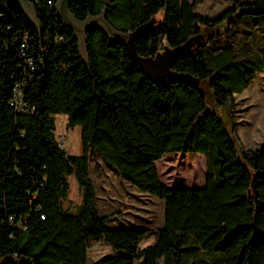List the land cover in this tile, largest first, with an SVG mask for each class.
Masks as SVG:
<instances>
[{
    "label": "trees",
    "instance_id": "obj_1",
    "mask_svg": "<svg viewBox=\"0 0 264 264\" xmlns=\"http://www.w3.org/2000/svg\"><path fill=\"white\" fill-rule=\"evenodd\" d=\"M30 1L40 28L21 9L0 12V264H88L96 242L113 251L100 264H197L199 253L211 257L204 264H264V146L250 155L241 150L235 122L229 127L211 109L202 87L207 82L216 105L235 112V96L264 70V56L249 47L251 34L238 22L257 16L264 23V0H233L215 18L197 13L191 0L71 1L77 19L106 10L121 32L151 23L136 42L143 57L200 36L172 67L198 85L150 81L125 45L99 28L87 33L83 61L78 40L58 17V0ZM223 26L201 42L205 30ZM216 40L221 44L209 49ZM17 85L21 109L11 106ZM60 114L68 127H81L83 155L61 146ZM90 151L164 202L154 243L141 248L148 229L109 228L100 216ZM172 153L207 157L204 187L161 183L157 162ZM70 177L82 192L76 212L63 206Z\"/></svg>",
    "mask_w": 264,
    "mask_h": 264
},
{
    "label": "rangeland",
    "instance_id": "obj_2",
    "mask_svg": "<svg viewBox=\"0 0 264 264\" xmlns=\"http://www.w3.org/2000/svg\"><path fill=\"white\" fill-rule=\"evenodd\" d=\"M198 1L196 12L209 18L218 17L227 8L232 7L233 0H191ZM252 1V0H242ZM163 19V11L156 16L157 21ZM239 26L250 32L251 47L255 52L264 56V23L259 17H247L245 23L239 21ZM257 26L258 28H255ZM226 26L204 31L206 42L218 32L223 33ZM230 33V32H228ZM223 41L226 35L221 36ZM221 44L218 40L209 42L208 48ZM207 94L211 109L215 110L230 127L231 119L235 122L236 138L241 150L251 154L264 146V70L256 74L254 85L244 93L235 96L234 113L229 114L219 108L208 88V83L202 85ZM233 116V117H231ZM56 136L61 146L70 154L83 155L81 127H68V118L64 114L55 116ZM180 153L168 154L157 162L160 181L162 184L182 188L204 187L207 178L208 159L203 154ZM90 178L97 192L95 207L102 217L108 218L109 228H145L150 235L141 243L145 248L155 241L156 232L164 225L165 204L155 196L141 192L130 183L124 181L99 154L90 151ZM211 163V162H210ZM70 191L64 201L65 209L76 212L82 201V192L74 177L69 178ZM113 251L104 242L93 243L88 249V264H100L105 258L112 256ZM196 259V258H195ZM211 257L204 253L197 255V264L201 260L210 261Z\"/></svg>",
    "mask_w": 264,
    "mask_h": 264
},
{
    "label": "water",
    "instance_id": "obj_3",
    "mask_svg": "<svg viewBox=\"0 0 264 264\" xmlns=\"http://www.w3.org/2000/svg\"><path fill=\"white\" fill-rule=\"evenodd\" d=\"M72 0H58L56 11L63 25L68 28L78 40L80 56L83 61L87 60V33L94 28H99L114 41L125 45L132 62L141 67L150 81H159L163 85L182 83L188 85H198V82L190 74L178 73L172 69L178 55L189 51L200 36L191 38L184 45L175 49L165 47L156 55L150 57L140 56L136 42L141 36L143 29L151 23L139 27L132 33H125L115 29L106 18V10L98 16H89L85 20L77 19L70 10ZM21 9L30 18L32 24L40 28L37 11L30 0H0V11L9 9Z\"/></svg>",
    "mask_w": 264,
    "mask_h": 264
},
{
    "label": "built area",
    "instance_id": "obj_4",
    "mask_svg": "<svg viewBox=\"0 0 264 264\" xmlns=\"http://www.w3.org/2000/svg\"><path fill=\"white\" fill-rule=\"evenodd\" d=\"M14 91H15V95L13 100L11 101V106L19 109L25 107L21 99V85H17Z\"/></svg>",
    "mask_w": 264,
    "mask_h": 264
}]
</instances>
